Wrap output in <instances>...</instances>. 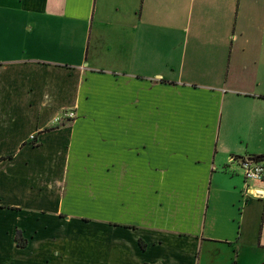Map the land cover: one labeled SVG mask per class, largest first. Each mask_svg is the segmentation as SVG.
I'll return each mask as SVG.
<instances>
[{
  "label": "crops",
  "instance_id": "obj_1",
  "mask_svg": "<svg viewBox=\"0 0 264 264\" xmlns=\"http://www.w3.org/2000/svg\"><path fill=\"white\" fill-rule=\"evenodd\" d=\"M256 155L264 0H0V264H63L67 242L102 264L261 261L264 180L244 193L229 162ZM96 175L103 243L48 238V212L94 216Z\"/></svg>",
  "mask_w": 264,
  "mask_h": 264
},
{
  "label": "rangeland",
  "instance_id": "obj_2",
  "mask_svg": "<svg viewBox=\"0 0 264 264\" xmlns=\"http://www.w3.org/2000/svg\"><path fill=\"white\" fill-rule=\"evenodd\" d=\"M73 111V114L75 116L74 110H70V109H63L62 114H67L68 112ZM73 116V117H74ZM96 128H101V122H96L95 124ZM98 169V168H96ZM97 171V170H96ZM80 176H84V172H82L80 174ZM96 187H95V201H93V214L94 216H84V218H81L82 221H79L78 224L79 225H85L84 228L80 229V230H75L74 228H70L69 225H65L63 224V220L64 217H55L54 214L51 215V213H47V234H48V238H60L62 236H68L70 237L72 236H89V237H94V240H92L94 242V246L97 247L99 245H101L103 243V232H102V228H103V216L101 214V205H102V197H101V193H102V185H101V181L100 178L96 175ZM107 189H110L109 187H107ZM80 192H83V189L80 187L79 188ZM89 212H91V207L90 205H86V204H76L74 206L71 207V211L75 212V211H83V210H87ZM66 214L70 213L67 210H64ZM72 217H69V219H71ZM75 219V218H73ZM257 228L259 229V225L257 226ZM69 231H76V232H69ZM264 231V230H263ZM264 236V232L262 234ZM91 242V241H90ZM71 247V243L67 242L64 243L61 247H57L56 249H52V255L51 257L54 258V256L58 255L57 257H60L58 260L60 262H62L63 264H89L88 261L90 262H97L96 264H102V255H101V251L102 250H98L95 249V254L94 255H90L89 254V250L85 249V248H81V249H72ZM91 252V250H90ZM260 261V260H259ZM257 260V262H259ZM257 262H254L253 264H256ZM240 263V262H239ZM91 264V263H90ZM242 264H245L242 262Z\"/></svg>",
  "mask_w": 264,
  "mask_h": 264
},
{
  "label": "built area",
  "instance_id": "obj_3",
  "mask_svg": "<svg viewBox=\"0 0 264 264\" xmlns=\"http://www.w3.org/2000/svg\"><path fill=\"white\" fill-rule=\"evenodd\" d=\"M73 111L68 112L67 114H61L56 116V122H62L65 119L73 118ZM236 161L239 165L242 175L245 181L244 193L251 196H262V192L256 188H252L249 183L256 181L264 180V163L261 161H255L252 158H235L230 156L229 162Z\"/></svg>",
  "mask_w": 264,
  "mask_h": 264
},
{
  "label": "trees",
  "instance_id": "obj_4",
  "mask_svg": "<svg viewBox=\"0 0 264 264\" xmlns=\"http://www.w3.org/2000/svg\"><path fill=\"white\" fill-rule=\"evenodd\" d=\"M252 159L255 160V161H261L264 163V155H256V156H252ZM20 232L19 231H16V234H15V240L17 242V244L19 246H23L24 243L20 242Z\"/></svg>",
  "mask_w": 264,
  "mask_h": 264
},
{
  "label": "water",
  "instance_id": "obj_5",
  "mask_svg": "<svg viewBox=\"0 0 264 264\" xmlns=\"http://www.w3.org/2000/svg\"><path fill=\"white\" fill-rule=\"evenodd\" d=\"M257 264H264V259L258 262Z\"/></svg>",
  "mask_w": 264,
  "mask_h": 264
}]
</instances>
